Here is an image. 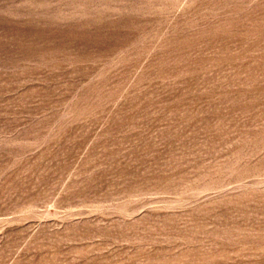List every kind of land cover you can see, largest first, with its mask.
Listing matches in <instances>:
<instances>
[{"label": "rangeland", "instance_id": "obj_1", "mask_svg": "<svg viewBox=\"0 0 264 264\" xmlns=\"http://www.w3.org/2000/svg\"><path fill=\"white\" fill-rule=\"evenodd\" d=\"M0 264H264V0H0Z\"/></svg>", "mask_w": 264, "mask_h": 264}]
</instances>
